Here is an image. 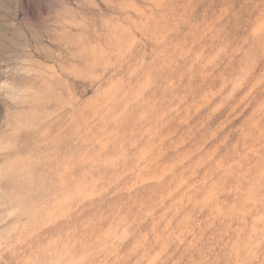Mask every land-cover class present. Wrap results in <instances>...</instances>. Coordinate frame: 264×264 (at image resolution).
I'll return each instance as SVG.
<instances>
[{"label":"rangeland","instance_id":"1","mask_svg":"<svg viewBox=\"0 0 264 264\" xmlns=\"http://www.w3.org/2000/svg\"><path fill=\"white\" fill-rule=\"evenodd\" d=\"M0 264H264V0H0Z\"/></svg>","mask_w":264,"mask_h":264}]
</instances>
